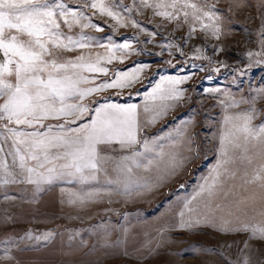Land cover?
Masks as SVG:
<instances>
[{
	"label": "rangeland",
	"instance_id": "rangeland-1",
	"mask_svg": "<svg viewBox=\"0 0 264 264\" xmlns=\"http://www.w3.org/2000/svg\"><path fill=\"white\" fill-rule=\"evenodd\" d=\"M64 2L70 8L79 7L76 0ZM108 2L117 5L114 10L126 18L124 26L117 25L110 17L101 16L94 9L86 8L83 10L91 22L103 30L86 28L83 32L95 37L101 44L107 45L111 38L114 44L127 41L131 48L126 54L116 52L117 58L112 63L101 61L109 69V75L88 72L83 75L95 77L94 83L100 84L115 79L117 71L130 72L134 68H142V71L131 87L105 89L87 97L84 103L91 110L100 101L136 102L143 97L138 106L142 114L145 113V106L152 109L155 99L145 98L157 85L161 86L165 96L174 87L182 95L158 102L171 111H168L170 118L167 119L173 127L172 131L176 128L187 138L180 142L184 147L183 153L175 158L187 170L180 175L173 173L179 179L168 195L141 191L142 197L156 196L157 200L153 199L150 205L141 207V221L147 223L146 226L141 224L140 231H137L139 243L133 247L128 246L132 239L103 238L100 229L104 216L100 214V206H96L98 198L103 196L102 190L69 189V184L58 185L53 179L28 183L19 169H14L17 182H0V264H244L245 258L249 264H264V240L249 239V232L218 230L224 221L230 228L245 223L264 225V205L248 207V213L244 211V206L238 207L235 215L227 198L229 178L222 177V184L212 199L213 211H209L207 193L201 192V189L194 190L198 183L201 186L205 184L221 159L220 136L226 129V115L242 118L251 114L253 127L264 124V47L261 45L264 41V0H196L201 6H215L213 11L219 16L216 24L221 30L218 38L210 31H202L199 24L195 25L196 31L189 38L190 23H185L183 17L178 27L177 21L165 20L154 15L152 9L141 7L139 0ZM125 8L132 10L128 12ZM129 20L136 21L139 27H133ZM205 23L209 21L205 20ZM61 27L70 35L81 32V28L74 27L69 33L63 22ZM197 48L201 50L199 53ZM81 52L90 55L93 60L97 54H107L106 48L93 43L88 49L64 52L61 59L75 58ZM249 52L254 55L249 57ZM258 60L261 62L257 63ZM185 77L188 79L177 85L163 79ZM88 86L92 85H81ZM78 102L74 98L68 100V103ZM0 103H3L2 99ZM60 121L62 119H49L45 123L59 124ZM153 122L150 121V124ZM236 122L242 123V119ZM256 148L261 151L259 145ZM8 160L11 163L10 157ZM98 178L99 173H96L90 185L95 186ZM189 189L190 192H185L183 196L173 197L175 192ZM75 192L82 198L88 194L87 201L82 202L77 213L83 212L89 218L95 216V220H80V216H75L76 221L69 220V213H74L70 201H73ZM109 193L110 197L116 195V191ZM198 193L199 196L194 197ZM171 196L174 200L167 203L164 197L170 200ZM187 197H193V200L188 201ZM183 199L192 203L190 208L197 204L193 213L202 220L200 224L193 222L192 227L184 229L173 220L172 223L165 220L164 210L173 209L175 204L181 205ZM85 201L88 205H84ZM217 205L220 207L217 208ZM205 217L210 223L203 222ZM152 219L170 224L169 229L166 232H151L147 224ZM112 230L116 229H109L110 232Z\"/></svg>",
	"mask_w": 264,
	"mask_h": 264
},
{
	"label": "snow or ice",
	"instance_id": "snow-or-ice-1",
	"mask_svg": "<svg viewBox=\"0 0 264 264\" xmlns=\"http://www.w3.org/2000/svg\"><path fill=\"white\" fill-rule=\"evenodd\" d=\"M79 7H68L64 0H0V182L8 184L17 182V172L25 176L28 183L51 181L57 174H67L78 177L82 182L95 179L100 170L99 164L104 159L100 155L101 145L119 144L121 148L131 147L137 141L138 105L106 103L90 110L84 103L85 99L94 93L109 88L131 87L142 68H134L130 72H115V79L105 80L95 84V77L83 75L84 72L109 75V69L101 61L112 63L116 52L127 53L131 45L114 44L109 38L107 45L98 39L85 35L83 29L95 28L102 31L98 25L91 22L83 9L91 8L101 16L110 17L121 27L125 17L114 9L118 7L108 0H76ZM140 6L150 8L153 14L168 21L180 18L190 23L189 38L200 29L211 32L219 37V20L214 5L201 6L196 0H139ZM131 8L125 11L131 12ZM205 20L209 23H205ZM61 22L71 33L74 27L81 32L74 35L62 30ZM133 27H139L134 20H129ZM95 43L106 48L107 54L96 55L95 60L90 55L81 52L75 58L61 59L64 52L77 49H88ZM264 47V41H261ZM201 50L196 49L199 53ZM249 57L254 54L249 52ZM259 56L261 53H256ZM199 58V57H197ZM261 61H257L260 63ZM172 85L183 83V79L163 78ZM91 84L92 86L81 87ZM163 90L160 85L146 96L155 99ZM182 93L174 87L162 99L179 97ZM69 98L77 99L78 103H68ZM145 112L149 109L145 106ZM94 112V114H92ZM88 115L87 123L78 124ZM64 120V123L45 124L44 121ZM155 119V117L153 118ZM242 123L236 121L241 120ZM253 116L247 114L240 117L225 116V131L220 136L221 159L213 168L210 177L201 186V192L208 195V208L213 211L212 199L218 192V186L223 178H235L237 169H230L237 160L241 163H252L248 155L249 145L252 148L260 146L264 158V124L258 127L251 125ZM255 142V143H253ZM146 146V145H145ZM237 153H239L237 155ZM140 155L134 152L133 157ZM11 158L9 163L8 158ZM129 157H123L128 160ZM34 162V163H33ZM133 163H137L133 159ZM125 167H127L125 165ZM44 169L45 171H40ZM130 172L131 168H127ZM245 184L259 182L264 188V162L254 169L250 179L245 172ZM217 208L220 206L217 205ZM183 215V214H181ZM264 215V213H262ZM201 219L194 223L200 224ZM204 223H210L205 217ZM224 221L219 226L222 232H249V239L264 240V225L242 224L230 228ZM191 220L182 221L181 227H192ZM247 247V242H245ZM244 264H249L247 258Z\"/></svg>",
	"mask_w": 264,
	"mask_h": 264
},
{
	"label": "crops",
	"instance_id": "crops-1",
	"mask_svg": "<svg viewBox=\"0 0 264 264\" xmlns=\"http://www.w3.org/2000/svg\"><path fill=\"white\" fill-rule=\"evenodd\" d=\"M166 89L168 90L169 87L166 86ZM162 92L156 95L155 103L153 102L154 105L148 112L141 114L140 109L138 108V142L135 145L126 148H121L119 144L115 143L112 145L99 146L100 155L104 157V159L99 164L100 170L97 173H99L100 178H98L99 182H97L95 186L90 185L93 184L92 182L94 179L82 182L78 177L69 176L67 174H57L53 178V180H57L55 183H58V185H60V183H63L64 185L69 184V189L82 190L83 188H95L99 191L102 190L103 196L98 198V204L95 203L96 206H100V214L104 216L102 218L103 220H101L102 224L100 229L102 236L103 238L123 237L130 240L132 239L131 241L128 240V242L130 241L128 246L134 247L135 244L138 245L139 241L137 239L139 238V235L137 231H140L141 224L146 226L147 222L141 221L143 213L141 207L150 205V203L153 202V199L157 200L155 199L156 196H151L154 198L142 197L141 191H149L153 195H156L157 192L165 195L167 193L168 195L169 191L175 189L174 184H176V181L179 179V176H174L173 173L180 175L187 170V168L181 165V163L179 164V159L175 161V158H179L184 150V147L180 142H184L187 138L182 131H179L176 128L175 131H172L173 127L168 123L167 119L168 117L170 118L168 114L171 111L166 110L158 102L162 99L161 96H165L162 95ZM143 99L144 98L142 97V100L136 102L131 100L125 102L104 100L98 102L91 110L106 103L121 105L136 104L139 106ZM92 114H94V112H92ZM154 117L155 119H153ZM90 119L91 115H88L84 120L77 122V125L71 126L76 127L78 124L87 123ZM150 121H154L153 124H150ZM45 122L46 121H44V123ZM60 122L64 123V120L62 119ZM55 124L57 123H52V125ZM251 148V145H249L250 150L248 155L253 158L251 164H248L247 161L241 163L237 160L234 165H229L230 169H237L235 178H229L227 187L228 204L230 207L234 208L235 215H237V212L239 211L238 207L244 206V211L248 213L250 211L248 207L264 205V188L260 187L259 182L251 184L244 183L245 172L248 174L247 178L250 179L254 169H257L259 165L264 162V158H262L261 155H258L260 151H258L257 148ZM134 152L139 153L140 155L133 157ZM238 154L239 153H237V155ZM123 157H129L130 159L125 161L123 160ZM133 159L137 163H133ZM125 165L127 167H125ZM174 165L175 169H173ZM127 168H131V171L129 172ZM40 171L45 170L41 169ZM87 183H89V186L91 187H89ZM83 184L84 187H82ZM195 189H201V183H198L194 190ZM104 191H106V193H104ZM110 191H116V195L110 197ZM185 192H190V189L189 191H177L174 193L173 197L176 198L181 196L182 194H185ZM199 194L200 193H198V195L196 194L194 197L199 196ZM86 196L82 198L78 196V193H74L73 201H70V206L74 209V213H69V220H75L77 218L75 216H80V220L84 221H89L90 219L92 221L95 220L94 215H92L94 216L93 218H89L84 216L83 212L77 213V208H80V205H83L82 202L84 200L87 201ZM164 198L167 203L174 200L172 196L170 197V200L166 197ZM186 199L190 201L193 200V197H187ZM86 201L84 205H88L86 204ZM188 201L185 203L182 202L181 205L175 204L173 209L170 207V209L164 210L163 217H166L165 220H170L171 223L172 220L175 221L177 225H180V228H182V221L187 222L191 220L192 222H195L197 220V215L193 212L197 204L195 203L193 208H190L192 203ZM90 205L94 206V203H90ZM72 215H74V218ZM243 219L246 220L245 217ZM148 222L149 224L147 225L149 227L147 229L154 233H156V231L166 232L170 225L168 223L156 221V219H152V221L150 220ZM104 223H106V225H103ZM108 228L116 229L111 231L115 233H111ZM183 228L185 229V227Z\"/></svg>",
	"mask_w": 264,
	"mask_h": 264
}]
</instances>
